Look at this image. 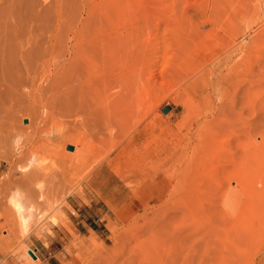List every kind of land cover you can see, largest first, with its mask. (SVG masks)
Wrapping results in <instances>:
<instances>
[{
  "label": "rangeland",
  "instance_id": "374dc122",
  "mask_svg": "<svg viewBox=\"0 0 264 264\" xmlns=\"http://www.w3.org/2000/svg\"><path fill=\"white\" fill-rule=\"evenodd\" d=\"M113 1L0 0V264H264V0Z\"/></svg>",
  "mask_w": 264,
  "mask_h": 264
},
{
  "label": "bare ground",
  "instance_id": "6f19581e",
  "mask_svg": "<svg viewBox=\"0 0 264 264\" xmlns=\"http://www.w3.org/2000/svg\"><path fill=\"white\" fill-rule=\"evenodd\" d=\"M103 1H104V2H105V1H106V2L109 1L110 3H109V2H108V3H109V5H111V2H112L113 0H112V1H111V0H103ZM114 1L116 2L117 0H114ZM114 1H113V3H114ZM122 1H123V0H122ZM253 1H254V0H253ZM118 2H119V0H118ZM127 2H128V1H127ZM129 2H130V1H129ZM129 2H128V4H129ZM144 2H145V1H144ZM155 2H156V1H154V3H155ZM160 2H161V1H160ZM165 2H166V0H165ZM168 2H170V1L168 0ZM260 2H261V1H260ZM108 3H107V5H108ZM113 3H112V4H113ZM123 3H124V1H123ZM123 3H122V4H123ZM152 3H153V2H152ZM166 3H167V2H166ZM219 3H220V2H219ZM255 3H256V2H255ZM116 4H117V3H116ZM139 4L141 5L142 2H140ZM139 4H138V5H139ZM149 4H150V3H149ZM220 4H221V3H220ZM253 4H254V3H253ZM114 5H115V4H114ZM129 5H130V4H129ZM157 5H158V4H156V6H157ZM254 5H255V4H254ZM263 5H264V4H263ZM135 6H136V5H135ZM141 6H142V5H141ZM143 6H144V4H143ZM152 6H153V5H152ZM156 6H155V8H156ZM158 6H160V5H158ZM168 6H169V5H168ZM218 6H219V5H218ZM251 6H252V5H251ZM116 7H117V6H116ZM121 7H122V6H121ZM129 7H130V6H129ZM149 7H150V6H149ZM255 7L258 8V9H261V8L257 7V5H256ZM114 8H115V7H114ZM126 8H128V7H126ZM137 8H138V7H137ZM115 9H116V8H115ZM120 9H121V8H120ZM151 9H152V8H151ZM158 9H159V7H158ZM158 9H156V10H158ZM166 9H167V8H166ZM154 10H155V9H154ZM202 13H203V12H202ZM227 15H228V14H227ZM227 15H226V17H227ZM226 17H225V18H226ZM209 23H210L212 26L215 24V22L212 23V20H211ZM183 25H184V24H183ZM201 25H202V24H201ZM211 25H210V26H211ZM176 26H177V25H176ZM212 26H211V27H212ZM214 26H215V25H214ZM194 27H195V26H194ZM221 27H222V26H221ZM226 27H227V26H226ZM183 28H184V27H183ZM215 28H216V26H215ZM212 29L214 30V28H211V31H212ZM224 29H226V28H224ZM226 30H227V29H226ZM229 31H230V30H229ZM215 33H218V32H215ZM222 33H223V32H222ZM231 34H232V33H231ZM211 35H212V34H211ZM221 35H222V34H221ZM227 35H228V34H227ZM213 36H215V35H213ZM242 36H244V32H243L242 30H237V31H235L234 35H232L231 38H233V40H236L237 38L242 37ZM242 38H243V37H242ZM240 39H241V38H240ZM237 40H239V39H237ZM242 46H243V45H242ZM20 57H21V62H25V61L27 60V59H26V56L24 57V56H21V55H20ZM227 58H228V57H227ZM219 59H220V58H219ZM224 60H225V59H221V60H218L217 62H215V63L213 64V67H212V68H213V69H214V68H218V67L220 68V67L225 63ZM26 62H27V61H26ZM226 62H227V61H226ZM25 66H26V64H25ZM210 70H211V69H210ZM201 71H202V70H201ZM243 103H244V102H243ZM32 104H35V101H33ZM243 105H244V104H243ZM34 107H35V106H34ZM33 109H34V108H33ZM93 120H95V119H93ZM19 123H20V122H19ZM16 125L19 126L18 123H17ZM16 125H15V126H16ZM1 129H2V127H1ZM1 129H0V130H1ZM19 129H20V127L17 128V131H18ZM13 130H14V129H13ZM13 130H10V131H13ZM1 131H2V130H1ZM10 131H9V132H10ZM13 132H14V131H13ZM15 132H16V131H15ZM1 134H4V131H3ZM82 134H83V133H82ZM96 134H97V133H96ZM96 134H95V135H96ZM95 135H94V136H95ZM84 138H85V137H84ZM92 138H93V137H92ZM19 216H20V215H19ZM9 223H10V222H9ZM156 242H157V241H156ZM156 242H155V243H156ZM153 243H154V242H153ZM155 243H154V244H155ZM157 243H158V242H157ZM149 244H150V245H149ZM154 244H151V242L148 243L149 246H152V245L154 246ZM159 244H160V243H159ZM148 245H147V246H148ZM157 246H159V245H157ZM157 246H156V248H157ZM162 246H163V245H162ZM173 247H174V246H173ZM158 250H159V247L157 248V251H158ZM170 250H171V249H170ZM176 251H178V248H177ZM164 252H165V251H164ZM164 252H163V253H164ZM167 252H168V251H167ZM178 253H179V252H178ZM178 255H179V254H178ZM179 257H180V256H179ZM176 258H177V257H176ZM168 259H169V258H168ZM170 260H172V259H170ZM173 260H175V259H173ZM168 261H169V260H168ZM180 263H181V262H180Z\"/></svg>",
  "mask_w": 264,
  "mask_h": 264
},
{
  "label": "crops",
  "instance_id": "0c3cea01",
  "mask_svg": "<svg viewBox=\"0 0 264 264\" xmlns=\"http://www.w3.org/2000/svg\"><path fill=\"white\" fill-rule=\"evenodd\" d=\"M130 199L134 203L136 202L138 204H142V202L136 201V200L132 199L131 197H130ZM88 230L96 231L94 229V226H91V225L88 226ZM36 249H37L39 259H43L45 261V264H63L62 260L59 257H57V255L55 253L48 252L44 248H42V249L36 248Z\"/></svg>",
  "mask_w": 264,
  "mask_h": 264
},
{
  "label": "water",
  "instance_id": "95a60500",
  "mask_svg": "<svg viewBox=\"0 0 264 264\" xmlns=\"http://www.w3.org/2000/svg\"><path fill=\"white\" fill-rule=\"evenodd\" d=\"M171 109H172V106L167 105V106H165V107L163 108V112H164V113H168ZM68 148H69L70 150H73V149H74V146H73V145H69ZM29 253H30L31 255H33L34 257H36V255L33 253L32 250H30ZM36 258H37V257H36Z\"/></svg>",
  "mask_w": 264,
  "mask_h": 264
},
{
  "label": "built area",
  "instance_id": "2783aa9c",
  "mask_svg": "<svg viewBox=\"0 0 264 264\" xmlns=\"http://www.w3.org/2000/svg\"><path fill=\"white\" fill-rule=\"evenodd\" d=\"M34 250H37V249H34ZM33 252H34V254H36L35 251H33Z\"/></svg>",
  "mask_w": 264,
  "mask_h": 264
}]
</instances>
